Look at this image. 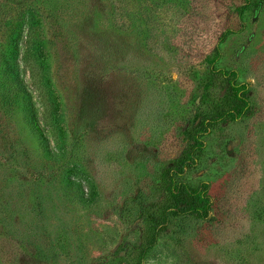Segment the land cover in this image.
<instances>
[{"label":"rangeland","instance_id":"obj_1","mask_svg":"<svg viewBox=\"0 0 264 264\" xmlns=\"http://www.w3.org/2000/svg\"><path fill=\"white\" fill-rule=\"evenodd\" d=\"M4 77L0 264H264V0H0Z\"/></svg>","mask_w":264,"mask_h":264},{"label":"trees","instance_id":"obj_2","mask_svg":"<svg viewBox=\"0 0 264 264\" xmlns=\"http://www.w3.org/2000/svg\"><path fill=\"white\" fill-rule=\"evenodd\" d=\"M35 24V21L32 20L31 22V25H34ZM29 25V31H30V28H32V26ZM15 30V28L13 29V31ZM6 81H5V77L4 78H1L0 79V87L2 89H6ZM1 101L4 102V105H7V106H12V100L9 96V94L3 92L2 96H1ZM31 106L32 104L31 103H27L26 106H25V118L27 119V115L29 113V110L28 109H31ZM198 141H194L190 146L192 148H196L198 146ZM192 151H187L184 155H182L181 157H179V164L182 166L183 163H186L188 162L190 159H191V162H193V157H192ZM177 163V162H176ZM174 192L176 194V196H184V195H189V199L190 200H185V199H181L179 198L177 201H176V204H175V212H182L184 211V209H189V208H192V210L194 212H196V214H202L204 210H202V208H205L204 206L206 205V199L205 198H201V194L199 192V189H195V188H192L188 185H180L177 189H174ZM200 198L202 199L201 202H200ZM194 203H197V204H194ZM207 206V205H206ZM174 212V213H175ZM171 221V217L170 215L166 212L162 217H160L159 219H156V228L157 230H155V233H154V238H156L157 236V233L158 232H162L163 230H166L168 228V225ZM152 238V239H154Z\"/></svg>","mask_w":264,"mask_h":264},{"label":"water","instance_id":"obj_3","mask_svg":"<svg viewBox=\"0 0 264 264\" xmlns=\"http://www.w3.org/2000/svg\"><path fill=\"white\" fill-rule=\"evenodd\" d=\"M258 12V11H257Z\"/></svg>","mask_w":264,"mask_h":264}]
</instances>
